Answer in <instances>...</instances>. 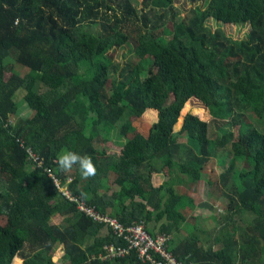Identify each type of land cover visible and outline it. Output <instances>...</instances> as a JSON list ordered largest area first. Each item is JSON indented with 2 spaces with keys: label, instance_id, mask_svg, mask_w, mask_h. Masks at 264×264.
<instances>
[{
  "label": "trees",
  "instance_id": "16d2710c",
  "mask_svg": "<svg viewBox=\"0 0 264 264\" xmlns=\"http://www.w3.org/2000/svg\"><path fill=\"white\" fill-rule=\"evenodd\" d=\"M174 4L0 0V264H146L134 251L105 260V246L128 243L78 211L55 180L125 226L176 235L170 249L184 264H264V0H205L182 17ZM210 18L249 30L234 39ZM22 90L28 118L18 116ZM193 98L237 131L211 138L192 114L177 131ZM111 142L120 153H109ZM65 151L90 156L96 175L60 171ZM214 158L225 166L215 185L224 211L214 230L183 239L195 201L172 176L196 184ZM163 173L170 180L156 186Z\"/></svg>",
  "mask_w": 264,
  "mask_h": 264
},
{
  "label": "rangeland",
  "instance_id": "374dc122",
  "mask_svg": "<svg viewBox=\"0 0 264 264\" xmlns=\"http://www.w3.org/2000/svg\"><path fill=\"white\" fill-rule=\"evenodd\" d=\"M205 0H175V11L178 13V17L185 16L186 13L194 7H197L201 4H203ZM154 17L151 16V19ZM152 22V21H151ZM208 25L211 26L213 30L216 28L222 29L227 35L234 39H240L245 37L246 33L249 30V25H235V24H229V23H219L218 21L214 20L213 18L208 19L207 21ZM163 26H160L158 28L159 31L162 30ZM97 28V27H96ZM13 58V57H12ZM8 59V62L15 63V60ZM125 59L116 58V62H123ZM18 72L20 74H25L28 72V69L20 66L18 68ZM25 94V92L22 90V92H19V94ZM23 94L22 99L17 100L19 111L18 116L22 118H28L32 115V110L27 106V104L23 100ZM192 114L200 119L208 122L209 124V135L211 138H215L216 136L220 135L221 128H229L233 131H237V126H233V123L230 119H214L211 116L210 109L200 100L198 99H191L183 109L181 113V117L179 119V122L176 126V130L179 131L182 126L183 119L186 115ZM151 115L147 116V123L150 122ZM239 121V120H237ZM140 122H136V126H142L143 124H139ZM252 123L254 125H258L257 120H252ZM237 125L239 126V123L237 122ZM219 126V127H218ZM221 127V128H220ZM219 128V129H218ZM119 133V131H118ZM115 133V134H118ZM116 137V135H115ZM114 138V137H113ZM117 138V137H116ZM106 147L109 148V153H120L121 147L113 142L106 144ZM229 146L225 149L228 151ZM223 152V151H222ZM223 157L222 153H219L218 158ZM218 158L212 159L203 169V179L199 181L198 183H191L182 181L183 179H179L176 174H173V184L176 189V192L180 195L186 196L188 198L189 196L195 201V209H192L191 212L188 211L190 214L185 213L188 216V219L185 222H181L179 224L180 226V235L182 237H185V239H188L190 233L196 232V231H202V228L207 231H212L216 227L217 219H220L219 211H224V203H221L224 199L221 198V192L220 190H217L215 185L219 182V174L224 170L225 166L219 164ZM242 165H240L241 167ZM244 166V165H243ZM170 180L168 176H165V174H158L154 176V183L156 186L161 185L162 183ZM110 183H108L110 186L113 185L114 178H110ZM215 196V197H214ZM188 206V205H187ZM189 208H192L188 206ZM197 219V220H195ZM60 218L58 216L54 217L53 222H59ZM0 223L4 225L5 219L0 218ZM212 228V229H211ZM188 234V235H187ZM202 234V233H200ZM64 255V249L61 247L57 250L53 260L57 263L60 262L61 258ZM22 259L16 258L13 262V264H22Z\"/></svg>",
  "mask_w": 264,
  "mask_h": 264
},
{
  "label": "built area",
  "instance_id": "2783aa9c",
  "mask_svg": "<svg viewBox=\"0 0 264 264\" xmlns=\"http://www.w3.org/2000/svg\"><path fill=\"white\" fill-rule=\"evenodd\" d=\"M29 154L36 161H39V158L33 152L30 151ZM55 182L67 198L75 202L78 211L87 214L97 222L104 223L118 238H122L128 243L126 247L116 246L114 244L105 246L106 254L103 255L105 260L125 257L134 251L137 253L138 259L146 264H184L170 249L172 239L170 235L160 234L152 236L147 231L146 224L143 221L125 226L116 218L103 216L96 212L94 208L89 207L83 200L71 196L66 189L61 187L58 180H55Z\"/></svg>",
  "mask_w": 264,
  "mask_h": 264
},
{
  "label": "clouds",
  "instance_id": "9594fccd",
  "mask_svg": "<svg viewBox=\"0 0 264 264\" xmlns=\"http://www.w3.org/2000/svg\"><path fill=\"white\" fill-rule=\"evenodd\" d=\"M58 168L62 172H69L74 166L79 167L82 178L88 179L96 175V167L88 155H80L73 151H65L57 157Z\"/></svg>",
  "mask_w": 264,
  "mask_h": 264
},
{
  "label": "crops",
  "instance_id": "0c3cea01",
  "mask_svg": "<svg viewBox=\"0 0 264 264\" xmlns=\"http://www.w3.org/2000/svg\"><path fill=\"white\" fill-rule=\"evenodd\" d=\"M160 231H159V228H157V230H156V235L155 236H157V235H160V234H166V233H159ZM192 233H194V232H192ZM167 235H170L171 237H172V239H171V242H170V248H171V246H172V244L173 243H175V242H181L182 240H178L179 238H177V236L176 235H171V234H167ZM188 235V234H187ZM189 236V235H188ZM183 239H185V237H183ZM183 262V261H182Z\"/></svg>",
  "mask_w": 264,
  "mask_h": 264
}]
</instances>
